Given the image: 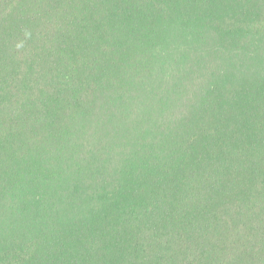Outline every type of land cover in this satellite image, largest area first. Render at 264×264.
<instances>
[{
  "label": "trees",
  "instance_id": "16d2710c",
  "mask_svg": "<svg viewBox=\"0 0 264 264\" xmlns=\"http://www.w3.org/2000/svg\"><path fill=\"white\" fill-rule=\"evenodd\" d=\"M0 264H264V0H0Z\"/></svg>",
  "mask_w": 264,
  "mask_h": 264
}]
</instances>
